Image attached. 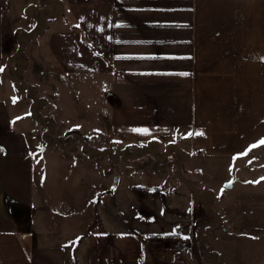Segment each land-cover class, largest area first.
<instances>
[{
  "label": "rangeland",
  "instance_id": "obj_1",
  "mask_svg": "<svg viewBox=\"0 0 264 264\" xmlns=\"http://www.w3.org/2000/svg\"><path fill=\"white\" fill-rule=\"evenodd\" d=\"M4 7L9 65L0 66V109L30 153L18 169L32 180L34 201L29 219L24 211L21 218L42 243L63 248L66 264H100L103 255L136 258L134 245L148 253L162 237L174 252L180 236L191 264H264V147L206 157L175 134L146 152H126L110 132L107 80L63 74L49 53L50 30L69 16L65 0H5ZM173 154L187 156L184 183ZM116 203L132 228L119 226Z\"/></svg>",
  "mask_w": 264,
  "mask_h": 264
},
{
  "label": "crops",
  "instance_id": "obj_2",
  "mask_svg": "<svg viewBox=\"0 0 264 264\" xmlns=\"http://www.w3.org/2000/svg\"><path fill=\"white\" fill-rule=\"evenodd\" d=\"M4 1L0 0V66L6 68ZM66 1L101 55L76 31L62 26L48 34L49 53L63 74L107 80L110 132L116 140L160 141L177 134L178 141L189 138L202 156L230 158L243 156L264 138V0ZM16 130L8 109H0V264H66L64 249L42 243L31 232L32 223L28 226L21 218V211L26 220L30 217L34 188L28 176L19 174L18 166L29 161L30 153ZM260 147L264 144L251 151ZM175 156L168 158L177 163L182 183L180 169L187 156ZM184 204L189 210L190 200ZM116 206L115 213L122 216L119 226L132 228L124 206ZM19 228L24 230L21 235ZM163 238L157 246L147 245L148 253L134 245V259L103 255L98 261L192 263L188 254L177 256L169 246L163 248Z\"/></svg>",
  "mask_w": 264,
  "mask_h": 264
},
{
  "label": "trees",
  "instance_id": "obj_3",
  "mask_svg": "<svg viewBox=\"0 0 264 264\" xmlns=\"http://www.w3.org/2000/svg\"><path fill=\"white\" fill-rule=\"evenodd\" d=\"M67 3V1L65 0ZM68 9V8H67ZM62 22L64 25L65 29L71 30V31H76L79 35L81 40L88 45L96 54L101 55L100 52L95 48V46L88 40L87 35H86V30L85 27L74 18V16L69 13V16H62ZM79 25V27H77ZM156 140H148V141H138V142H129L125 146L123 150H129L131 151H148L151 150L152 148L154 149L157 146V143L155 142ZM146 155V154H145ZM144 155V156H145ZM203 214H201L198 219H201ZM199 224V223H198Z\"/></svg>",
  "mask_w": 264,
  "mask_h": 264
},
{
  "label": "built area",
  "instance_id": "obj_4",
  "mask_svg": "<svg viewBox=\"0 0 264 264\" xmlns=\"http://www.w3.org/2000/svg\"><path fill=\"white\" fill-rule=\"evenodd\" d=\"M188 240L184 237H176L173 239V246L175 249V254L177 256H187V249H188Z\"/></svg>",
  "mask_w": 264,
  "mask_h": 264
},
{
  "label": "snow or ice",
  "instance_id": "obj_5",
  "mask_svg": "<svg viewBox=\"0 0 264 264\" xmlns=\"http://www.w3.org/2000/svg\"><path fill=\"white\" fill-rule=\"evenodd\" d=\"M116 26H119V25H116ZM77 27H79V25H77ZM0 70H2V69H0ZM181 75H185V76H187V75H189V73H181ZM195 134H196V135H203V132H198V133H195ZM189 135H191V133H189ZM261 144H264V138H262L260 141H258L257 144L251 145V146L249 147V149L246 150L245 153L240 154V155H246V154H247V151H251L252 148L258 147V146L261 145ZM262 179H264V178H262ZM256 182L258 183L259 181H256Z\"/></svg>",
  "mask_w": 264,
  "mask_h": 264
}]
</instances>
